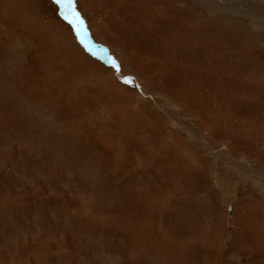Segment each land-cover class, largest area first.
<instances>
[{
	"label": "rangeland",
	"instance_id": "rangeland-1",
	"mask_svg": "<svg viewBox=\"0 0 264 264\" xmlns=\"http://www.w3.org/2000/svg\"><path fill=\"white\" fill-rule=\"evenodd\" d=\"M75 8L0 0V264H264V0Z\"/></svg>",
	"mask_w": 264,
	"mask_h": 264
},
{
	"label": "snow or ice",
	"instance_id": "snow-or-ice-1",
	"mask_svg": "<svg viewBox=\"0 0 264 264\" xmlns=\"http://www.w3.org/2000/svg\"><path fill=\"white\" fill-rule=\"evenodd\" d=\"M55 3L59 6L63 18L75 27L78 34H82L84 31V22L75 8V0H55ZM107 62L110 63L116 71H120V66L115 60L109 58ZM124 82L131 83L132 81L130 78H125Z\"/></svg>",
	"mask_w": 264,
	"mask_h": 264
}]
</instances>
